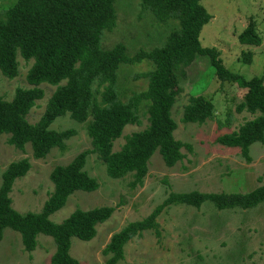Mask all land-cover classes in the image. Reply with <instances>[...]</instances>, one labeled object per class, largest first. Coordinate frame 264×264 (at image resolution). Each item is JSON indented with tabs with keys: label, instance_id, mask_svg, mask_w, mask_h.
<instances>
[{
	"label": "trees",
	"instance_id": "trees-1",
	"mask_svg": "<svg viewBox=\"0 0 264 264\" xmlns=\"http://www.w3.org/2000/svg\"><path fill=\"white\" fill-rule=\"evenodd\" d=\"M202 0H142L143 13L152 14L160 24L176 23L164 46L150 52L141 50L130 57L126 46L116 45L112 50L102 48L105 32L117 27L116 0H17L0 16V71L9 80L19 75V56L34 61L26 80L31 88H18L12 101L0 97V136H10L9 144L25 151L30 145L36 160L47 158L54 149L64 150L75 131L58 132L51 126L63 116L79 124L90 118L88 135L92 149L77 155L66 166L56 167L50 175L54 190L37 213L21 214L12 204L10 194L18 179L31 169L28 159L12 163L4 172L0 187V244L6 229L21 235L22 245L28 253L38 247L41 235L51 237L56 252L51 264H80L72 257L73 239L91 242L97 228L115 213L114 207L91 210L77 209L60 224L51 216L62 210L78 191L94 193L100 183L86 171L87 159L96 154L106 165L107 176L123 179L134 174L133 186L144 184L149 174V163L159 152L168 168L185 159L183 149L190 146L177 140L178 128L172 110L181 95L180 76L198 57L207 58L221 83L235 86L244 101L239 113L256 116L243 124L237 132L225 134L217 142L225 147L239 148L250 159V149L264 143V76L246 79L226 69L221 54L215 48L201 46V32L212 19ZM242 45L259 46L262 42L256 25L250 22L238 37ZM252 60L248 54L247 63ZM150 61L154 69L142 75L148 79L145 92L134 94L128 102L119 99L116 91L118 70L122 65H137ZM96 83L108 84L100 105L96 99ZM47 84L56 87L46 112L36 124L27 117L45 92ZM145 103L149 125L125 138L118 152L114 144L121 139L126 127L139 125V111ZM215 115L213 102L204 96H193L184 108L185 124L203 125ZM212 203L219 211L249 210L264 203V185L246 194L227 193H174L141 221L128 224L115 233L103 251L107 264H118L125 258L126 246L145 232L154 231L161 237L158 219L172 206L185 205L201 209Z\"/></svg>",
	"mask_w": 264,
	"mask_h": 264
},
{
	"label": "rangeland",
	"instance_id": "rangeland-1",
	"mask_svg": "<svg viewBox=\"0 0 264 264\" xmlns=\"http://www.w3.org/2000/svg\"><path fill=\"white\" fill-rule=\"evenodd\" d=\"M16 1L0 0V16ZM141 1L116 0L117 27L113 32H105L104 50L123 44L128 56L133 57L141 50L150 52L165 45L169 33L178 25L160 24L152 14L143 13ZM201 3L212 16L201 32V46L219 51L224 66L232 73L246 79L264 76V0H202ZM250 22H254L262 40L259 46L239 43V35ZM248 54H252L250 63L246 61ZM18 62L16 79L9 80L0 71V97L9 102L18 88H31L26 76L34 61H25L19 56ZM153 69L150 61L122 65L116 83L119 99L128 102L134 94L145 92L149 81L142 75ZM213 71L207 58L198 57L186 76H180L182 93L172 116L178 125L176 139L190 148L183 149L185 159L175 167L168 168L156 152L149 163L144 184L134 187V174L111 179L107 176L105 163L96 154L88 157L86 171L99 181L100 189L94 193L76 192L62 210L51 216V221L60 224L77 209H116L113 216L97 228L94 240L73 239L71 255L80 264H107L108 257L103 251L111 237L128 224L147 218L171 192L246 194L264 185V143L251 147L248 160L239 148L225 147L217 142L220 136L237 132L256 116L237 111L244 101L242 93L233 85L221 83ZM107 86L102 83L94 86L100 105ZM41 88L45 96L28 115L31 124L40 121L56 91V87L47 84ZM193 96H204L215 106L214 117L203 125L182 121L184 108ZM147 111V105L143 103L139 111L140 124L125 128L123 137L114 144L115 152L121 150L127 136L148 127ZM92 120L79 124L70 115L58 118L51 126L53 130H73L76 134L66 142L64 150L54 149L41 160L33 157L30 145L20 151L9 144L10 136H0V187L2 176L12 163L28 159L31 164L28 174L15 182L10 194L17 212H40L54 190L50 180L53 170L68 165L77 155L92 149L88 135ZM158 222L161 237L148 231L135 238L126 246L125 258L118 264H264V203L249 210L226 211H219L212 203H206L201 209L172 206ZM38 243L37 249L28 253L22 245L21 235L6 229L0 244V264H51L56 252L53 239L41 235Z\"/></svg>",
	"mask_w": 264,
	"mask_h": 264
}]
</instances>
